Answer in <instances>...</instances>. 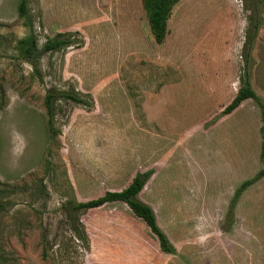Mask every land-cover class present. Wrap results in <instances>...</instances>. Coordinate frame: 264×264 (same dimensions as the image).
<instances>
[{"label": "rangeland", "instance_id": "1", "mask_svg": "<svg viewBox=\"0 0 264 264\" xmlns=\"http://www.w3.org/2000/svg\"><path fill=\"white\" fill-rule=\"evenodd\" d=\"M18 2L0 0V264H264V177L227 217L261 166L260 108L222 113L246 83L264 107V0H178L160 43L141 0ZM56 32L77 44L40 54L35 73L23 50ZM48 88L87 103L57 101L50 127ZM147 169L137 197L173 254L120 201L79 215L87 248L73 239L66 201Z\"/></svg>", "mask_w": 264, "mask_h": 264}, {"label": "trees", "instance_id": "2", "mask_svg": "<svg viewBox=\"0 0 264 264\" xmlns=\"http://www.w3.org/2000/svg\"><path fill=\"white\" fill-rule=\"evenodd\" d=\"M178 0H141L142 8L145 12L149 31L156 43H160L166 33V16L170 8ZM24 6L23 0H19L17 9H21ZM253 30H256V22L252 23ZM75 32H56L52 37L47 38L41 47H37L34 39L30 40L29 45L23 50L22 56L29 62L35 73L37 68L34 66L35 61L43 52H54L62 48H66L70 45L77 44L74 42L72 35ZM253 39V33L247 34L244 41V46L250 48ZM251 98L257 102L260 108V147H259V160L261 163L260 168L247 179L242 180L233 191V194L229 200L227 208V217L230 220L232 218V209L234 203L239 194L251 183L255 182L258 178L264 177V107L258 101L254 91L250 88L248 83L237 89L231 100L224 106L222 113H229L239 103L246 99ZM70 100L76 104H86L82 98L74 93L55 90L48 88L43 95V104L45 106V112L47 115V122L51 127V122L54 116L55 106L59 100ZM151 169H147L142 172H135L130 179L129 183L118 191H105L102 195L86 201L68 200L62 205V211L64 216V222L67 225L68 230L74 240L81 243V246L87 248V239L84 233L83 226L80 222L79 215L87 209L98 207L104 203L120 201L124 203L128 209L147 226L148 230L156 238L157 246L163 253L173 254L175 248L168 240L165 233L160 229L156 223V219L151 207L138 199L137 194L144 185L146 179L149 177ZM76 242V243H77Z\"/></svg>", "mask_w": 264, "mask_h": 264}]
</instances>
